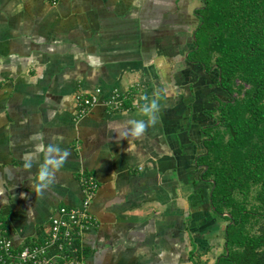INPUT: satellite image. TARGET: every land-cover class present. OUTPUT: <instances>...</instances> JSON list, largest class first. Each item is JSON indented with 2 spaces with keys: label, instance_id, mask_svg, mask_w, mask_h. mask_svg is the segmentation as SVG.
<instances>
[{
  "label": "crops",
  "instance_id": "0c3cea01",
  "mask_svg": "<svg viewBox=\"0 0 264 264\" xmlns=\"http://www.w3.org/2000/svg\"><path fill=\"white\" fill-rule=\"evenodd\" d=\"M184 1L0 0V221L15 248L80 205L81 173L98 182L83 264H205L224 242L196 159L229 96L186 59ZM96 88L122 107L79 115L76 94Z\"/></svg>",
  "mask_w": 264,
  "mask_h": 264
},
{
  "label": "trees",
  "instance_id": "16d2710c",
  "mask_svg": "<svg viewBox=\"0 0 264 264\" xmlns=\"http://www.w3.org/2000/svg\"><path fill=\"white\" fill-rule=\"evenodd\" d=\"M201 1L188 16L195 30L186 59L205 71L214 66L229 95L214 123L200 129L205 153L196 159L212 211L227 222L211 264H264V0Z\"/></svg>",
  "mask_w": 264,
  "mask_h": 264
},
{
  "label": "built area",
  "instance_id": "2783aa9c",
  "mask_svg": "<svg viewBox=\"0 0 264 264\" xmlns=\"http://www.w3.org/2000/svg\"><path fill=\"white\" fill-rule=\"evenodd\" d=\"M56 4L58 0H49ZM100 89L93 93L78 92V114L85 115L98 102L113 109H119L126 97L117 92L101 100ZM80 188L82 199L79 206H61L51 217L45 236L39 243L25 244L15 248L11 239L4 233L0 221V264H83L81 256V239L85 231L95 225L94 217L89 210L90 204L98 190V182L91 173H81ZM54 247L55 251L51 248Z\"/></svg>",
  "mask_w": 264,
  "mask_h": 264
},
{
  "label": "rangeland",
  "instance_id": "374dc122",
  "mask_svg": "<svg viewBox=\"0 0 264 264\" xmlns=\"http://www.w3.org/2000/svg\"><path fill=\"white\" fill-rule=\"evenodd\" d=\"M186 1H184L183 2V7H184V9H185V6H186ZM192 5H194V6H200V5H202V1L201 0H194L193 2H192ZM188 14H190V11L188 12ZM189 35H191V33H189ZM174 62H176V61H174ZM180 63H177V64H179L178 66H177V64H176V66H174L173 68H172V71H174V74H173V77H175V72H176V70H178L179 69V67H183L184 66V61L183 60H180L179 61ZM183 62V63H182ZM174 65H175V63H174ZM211 71H213V73L212 74H214V75H216L217 76V70L214 68V66L210 69ZM178 75V74H177ZM172 81H175L174 79H172ZM215 117L217 118L218 117V114L216 113L215 114ZM215 118V119H216ZM255 191V189L253 188V189H251L250 190V192H249V198L251 197V195L253 194V192ZM237 196V195H236ZM238 197H240V196H238ZM248 206H249V204H248ZM219 221L221 222H224L225 221V224L227 223L226 222V220H223V219H219ZM251 225V223H249V224H247V227H249ZM257 227H258V224H255V225H253V228L251 229V232H253V233H255L256 231H257ZM221 243V245H219L218 246V250L216 251H213L211 248L213 247H211V248H208V249H211L210 251H209V256H208V258H206V260H205V264H211V263H213L214 261H215V259H216V257L222 252V250H223V239H222V241L220 242ZM207 253V252H206Z\"/></svg>",
  "mask_w": 264,
  "mask_h": 264
},
{
  "label": "flooded vegetation",
  "instance_id": "af4514ba",
  "mask_svg": "<svg viewBox=\"0 0 264 264\" xmlns=\"http://www.w3.org/2000/svg\"><path fill=\"white\" fill-rule=\"evenodd\" d=\"M201 6H202V5H200V6H197V7H201ZM197 7H195V8H197ZM195 8H194V9H195ZM194 9H192V11H191V12H193V13H194L193 15H195V11H194ZM194 30H195L194 28H191V32H190V33H191V35H190V36H189V38H188V39H189V41H191V45H192V47H191V48H193V44H194V40H193V39H194V38H193ZM176 39H177V38H176ZM177 41H178V39H177ZM177 41L175 40V42H174V43L176 44V43H177ZM216 80H217V78H216ZM222 91H224V90H222ZM224 92H225V91H224ZM225 93H227V92H225ZM227 95H228V94H227ZM228 96H229V95H228ZM228 99H229V98H228ZM225 101H226V100H225ZM223 102H224V101H223Z\"/></svg>",
  "mask_w": 264,
  "mask_h": 264
},
{
  "label": "water",
  "instance_id": "95a60500",
  "mask_svg": "<svg viewBox=\"0 0 264 264\" xmlns=\"http://www.w3.org/2000/svg\"><path fill=\"white\" fill-rule=\"evenodd\" d=\"M193 38H194V34H193ZM188 55V53H186V55L185 56H187ZM195 163H196V161H195ZM206 168V167H205ZM212 182H213V180H212ZM213 186H214V182H213ZM212 186V187H213ZM211 195H212V190L210 191V193H209V196L211 197ZM224 214H226V213H224Z\"/></svg>",
  "mask_w": 264,
  "mask_h": 264
}]
</instances>
